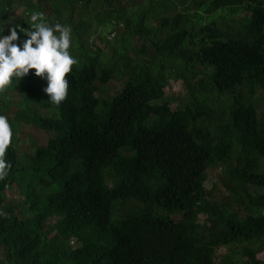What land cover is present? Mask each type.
<instances>
[{
  "label": "trees",
  "instance_id": "trees-1",
  "mask_svg": "<svg viewBox=\"0 0 264 264\" xmlns=\"http://www.w3.org/2000/svg\"><path fill=\"white\" fill-rule=\"evenodd\" d=\"M32 13L70 27L78 63L59 107L34 70L0 93L13 133L0 264H216L218 248V264H263L264 193L252 189L264 188V125L250 100L264 92V0H0V37L35 30ZM111 79L121 89L101 95L96 82ZM169 80L186 90L181 108L163 101ZM212 95L226 100L219 112ZM24 137L26 164L14 146ZM213 169L227 177L220 202L205 188Z\"/></svg>",
  "mask_w": 264,
  "mask_h": 264
},
{
  "label": "clouds",
  "instance_id": "clouds-1",
  "mask_svg": "<svg viewBox=\"0 0 264 264\" xmlns=\"http://www.w3.org/2000/svg\"><path fill=\"white\" fill-rule=\"evenodd\" d=\"M42 15H31L35 30H24L16 25L9 29L8 36L0 37V93L13 83V78L19 81L30 70H34L35 76L46 78L47 87L43 91L50 102L59 107L68 95L69 82L66 77L78 61L68 51L71 45L70 27L60 23L54 27L48 26L41 19ZM17 30L28 37L22 48L13 43L18 40ZM12 135L7 117L0 115V180L7 177L11 168L5 160V153L11 144Z\"/></svg>",
  "mask_w": 264,
  "mask_h": 264
},
{
  "label": "rangeland",
  "instance_id": "rangeland-1",
  "mask_svg": "<svg viewBox=\"0 0 264 264\" xmlns=\"http://www.w3.org/2000/svg\"><path fill=\"white\" fill-rule=\"evenodd\" d=\"M21 14V9L15 6L11 7V11L9 13L11 18H17L19 17ZM222 14H225L224 12ZM243 17V12H240L238 14H235L233 16L234 19H242ZM223 25H225L226 21L222 22ZM116 29H119V27L117 26ZM92 32V36H90L89 39V43L91 44V47L95 48H102L103 45L102 43L98 42L97 40V35H98V30L96 31H91ZM264 32V29H263ZM113 35V33H111L110 35L107 36V39L111 38ZM105 54L108 53V50H106L104 52ZM96 86H98L99 92L101 95L103 96H113L115 93H117L120 89H121V84H119V82L116 79H111L109 80L105 85H100L98 82H96ZM185 88L182 85V83L180 81H175V80H169L168 81V85L164 88V98L163 101H165L169 108L171 110L177 109V108H181L187 99V95L185 92ZM208 104L210 106H212L213 109H215L216 111H220L222 110V108L225 107L226 104V100L224 97H221L219 100L215 99L214 95H212V97L208 100ZM251 104L254 106V108L256 109V113H257V117H258V123L259 126L262 127L264 125V92L261 90H258L257 92H255V94L252 96L251 100H250ZM13 109L12 107H9V110L11 111V113H13ZM214 118L220 122L223 121L224 119L222 118V116H216L214 115ZM36 132V131H35ZM15 136L18 137V134L15 133ZM46 134H44L43 132H37L36 133V144L37 145H41L44 146L46 143ZM30 139H27L24 137V141L23 143L19 142L17 144H15V150L17 153V159L20 163L26 164V160L28 158V155L32 154L33 148L29 142ZM31 141V140H30ZM21 143V144H20ZM235 163H232L231 167L234 166ZM208 181L205 184V188L210 192V197L208 198L209 200H214L217 202L226 200L227 197L230 196V194L228 193V191H226L223 186L226 183L227 177L225 176H221L219 173V169H213V170H209L208 171ZM14 188H11L10 191H5V196L9 199H12L14 201L18 200V196H16L15 191H13ZM252 192L254 193H264V188L261 189H252ZM132 206H134V202L131 200L128 201H124L121 204H117V212H116V216H118L121 212H124L125 210H128L129 208H131ZM170 218L174 221H178L179 220V216L178 215H171ZM197 220L199 223H204L205 222V217L203 215H199L197 217ZM74 247V246H72ZM227 250L225 248H218L215 250V263L218 264L219 259L222 255L226 254ZM257 259L259 261H263V256L261 254L257 255ZM264 264V262H263Z\"/></svg>",
  "mask_w": 264,
  "mask_h": 264
}]
</instances>
